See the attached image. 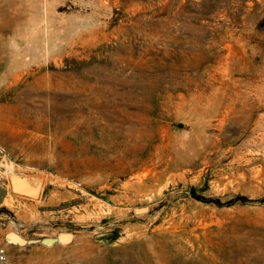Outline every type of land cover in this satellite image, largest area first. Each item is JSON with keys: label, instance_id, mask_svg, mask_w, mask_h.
Returning a JSON list of instances; mask_svg holds the SVG:
<instances>
[{"label": "rangeland", "instance_id": "obj_1", "mask_svg": "<svg viewBox=\"0 0 264 264\" xmlns=\"http://www.w3.org/2000/svg\"><path fill=\"white\" fill-rule=\"evenodd\" d=\"M0 184L5 264H264V0H0Z\"/></svg>", "mask_w": 264, "mask_h": 264}, {"label": "crops", "instance_id": "obj_2", "mask_svg": "<svg viewBox=\"0 0 264 264\" xmlns=\"http://www.w3.org/2000/svg\"><path fill=\"white\" fill-rule=\"evenodd\" d=\"M12 194L13 193L11 192V190H9L8 186L0 184V207H3L6 204V202L9 200ZM5 235H6L5 230H3V228L0 226V241L1 242H3Z\"/></svg>", "mask_w": 264, "mask_h": 264}, {"label": "water", "instance_id": "obj_3", "mask_svg": "<svg viewBox=\"0 0 264 264\" xmlns=\"http://www.w3.org/2000/svg\"><path fill=\"white\" fill-rule=\"evenodd\" d=\"M14 189L18 192H23L17 182H14ZM146 211V209H142V210H138L137 212H144ZM8 237L11 241L13 242H16V243H19V244H24L25 243V240L23 239V237L15 232H11L8 234ZM71 238V235L70 234H61L60 235V239H69Z\"/></svg>", "mask_w": 264, "mask_h": 264}, {"label": "built area", "instance_id": "obj_4", "mask_svg": "<svg viewBox=\"0 0 264 264\" xmlns=\"http://www.w3.org/2000/svg\"><path fill=\"white\" fill-rule=\"evenodd\" d=\"M7 263L6 250L3 247H0V264Z\"/></svg>", "mask_w": 264, "mask_h": 264}, {"label": "trees", "instance_id": "obj_5", "mask_svg": "<svg viewBox=\"0 0 264 264\" xmlns=\"http://www.w3.org/2000/svg\"><path fill=\"white\" fill-rule=\"evenodd\" d=\"M195 195V194H194ZM196 199H198V200H201V201H204V202H207V200L206 199H204V198H202V197H199V196H194Z\"/></svg>", "mask_w": 264, "mask_h": 264}, {"label": "bare ground", "instance_id": "obj_6", "mask_svg": "<svg viewBox=\"0 0 264 264\" xmlns=\"http://www.w3.org/2000/svg\"><path fill=\"white\" fill-rule=\"evenodd\" d=\"M46 84V83H45ZM53 101V100H52Z\"/></svg>", "mask_w": 264, "mask_h": 264}]
</instances>
